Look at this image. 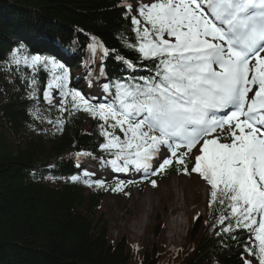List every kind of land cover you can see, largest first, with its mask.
Segmentation results:
<instances>
[{
	"label": "snow or ice",
	"instance_id": "obj_1",
	"mask_svg": "<svg viewBox=\"0 0 264 264\" xmlns=\"http://www.w3.org/2000/svg\"><path fill=\"white\" fill-rule=\"evenodd\" d=\"M119 6L126 8L125 18L131 17L135 43L125 46L137 53L139 63L95 36L87 47L93 54L99 49L101 59L114 56L127 68L148 69L149 75L105 84V92L115 90L110 99L94 102L69 88L65 63L30 55L24 44L11 51L5 69L15 66L19 72L24 65L35 74L42 68L50 77L43 90L50 107L56 106L58 90L61 113L83 111L102 121L98 127L106 142L100 148L113 155L106 163L116 172L134 169L147 178L175 164L184 174H198L210 186L209 207L221 209L211 224L219 226L216 235L235 239L237 229L246 231L243 264H264V0H138L137 15L128 0ZM37 83L33 75L31 99H37ZM39 111L31 114L43 119ZM48 123L60 132L65 120Z\"/></svg>",
	"mask_w": 264,
	"mask_h": 264
},
{
	"label": "trees",
	"instance_id": "obj_2",
	"mask_svg": "<svg viewBox=\"0 0 264 264\" xmlns=\"http://www.w3.org/2000/svg\"><path fill=\"white\" fill-rule=\"evenodd\" d=\"M123 2L0 0V264H132L126 240L112 241L106 223L95 212L100 191L86 197L81 182L68 179L78 172L67 158L78 151L97 150L102 121L89 115L91 131H81L85 112L58 114L55 107L44 104L47 71L41 68L34 74L24 65L19 72L15 66L5 69L11 51L24 44L30 55L52 56L69 69L83 68L86 73L91 61L101 60L102 55L99 49L95 54L88 49L92 36L139 63L137 53L125 46L135 39L131 17L125 18L126 8L119 6ZM113 60L109 56L106 61V77L114 82L125 80L121 74L128 79L149 75V71L120 73L119 61ZM33 75L37 99L29 98ZM36 108L43 119L31 114ZM58 117L65 120L60 132L48 123ZM50 162L58 169L32 176ZM220 212L217 205L209 207L205 217L196 218L189 234L192 246L185 253L164 255L163 260L164 247L150 242L142 245L138 264H243L248 233L237 229L235 239L227 233L216 235L219 226L211 224ZM158 230L159 225L153 233Z\"/></svg>",
	"mask_w": 264,
	"mask_h": 264
},
{
	"label": "rangeland",
	"instance_id": "obj_3",
	"mask_svg": "<svg viewBox=\"0 0 264 264\" xmlns=\"http://www.w3.org/2000/svg\"><path fill=\"white\" fill-rule=\"evenodd\" d=\"M130 3L135 13L138 0ZM206 186V182L195 173L186 177L172 175L156 181L155 186L148 181L141 191L128 192L123 184L120 190L105 193L100 209L95 212L106 223L112 241L124 238L131 243L146 245L153 240L165 242L170 250L182 248L187 246L189 221L198 212H204ZM156 225L161 229L155 237Z\"/></svg>",
	"mask_w": 264,
	"mask_h": 264
}]
</instances>
